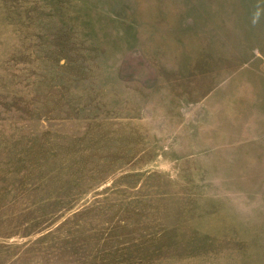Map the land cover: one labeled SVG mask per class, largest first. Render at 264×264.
<instances>
[{"label":"rangeland","instance_id":"rangeland-1","mask_svg":"<svg viewBox=\"0 0 264 264\" xmlns=\"http://www.w3.org/2000/svg\"><path fill=\"white\" fill-rule=\"evenodd\" d=\"M0 264H264V0H0Z\"/></svg>","mask_w":264,"mask_h":264}]
</instances>
